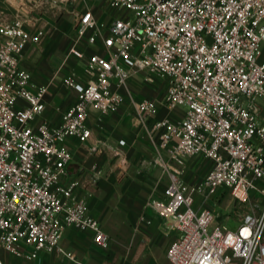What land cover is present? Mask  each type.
I'll use <instances>...</instances> for the list:
<instances>
[{
	"label": "built area",
	"instance_id": "1",
	"mask_svg": "<svg viewBox=\"0 0 264 264\" xmlns=\"http://www.w3.org/2000/svg\"><path fill=\"white\" fill-rule=\"evenodd\" d=\"M108 7L104 20L92 7L76 13L79 36L101 40L104 53L89 56L87 82L74 73L64 79L77 100L58 125L33 123L46 109L49 87L36 85L20 65L25 47L45 30L0 17V264L5 253L30 259L41 251L63 253L69 226L109 247V234L76 191L79 182L63 181L73 160L67 140L87 142L91 110L118 111L121 88L140 72L167 81L160 100L132 97V104L155 145L152 161L170 173L166 198L149 202L179 230L169 259L264 264V0H109ZM161 106L169 114L150 122ZM193 157L208 160L210 169L189 182L182 175ZM102 174L95 166V179ZM224 190L239 201L251 192L262 199L235 229L216 222V210L204 205Z\"/></svg>",
	"mask_w": 264,
	"mask_h": 264
},
{
	"label": "crops",
	"instance_id": "2",
	"mask_svg": "<svg viewBox=\"0 0 264 264\" xmlns=\"http://www.w3.org/2000/svg\"><path fill=\"white\" fill-rule=\"evenodd\" d=\"M108 2L0 0L1 18L7 21L21 18L27 29L45 30L39 42L25 47L20 62L22 68L33 73L36 85L49 87L45 95L46 109L34 124L47 120L51 125H58L62 112L76 102L75 89L64 83L69 74H76L84 83L90 80L86 62L91 54L104 53V45L101 40L89 43V33L79 36L76 13L92 7L95 15L104 20L110 16ZM73 48L82 51L83 57L74 55ZM166 88L165 79L147 80L145 72L133 75L128 87L121 88L125 101L118 111L100 114L95 108L91 110L88 122L92 135L87 142L81 144L74 137L67 140L73 160L67 166L63 181L79 182L76 191L87 199L90 214L100 220L109 234V247L101 248L91 231L69 226L61 240L63 253L41 251L34 259L5 253L6 264H174L168 250L178 238L179 230L170 218L159 215L149 206L152 199L166 198L164 190L170 182V173L152 161L155 145L132 104V97L160 100ZM169 112L161 106L150 122ZM121 140L125 143L121 144ZM206 161L209 170L210 162ZM95 166L103 172L98 179L94 177ZM199 168L197 161L188 160L182 177L196 182L201 179ZM201 202L202 197L198 196L197 209L202 208Z\"/></svg>",
	"mask_w": 264,
	"mask_h": 264
},
{
	"label": "rangeland",
	"instance_id": "3",
	"mask_svg": "<svg viewBox=\"0 0 264 264\" xmlns=\"http://www.w3.org/2000/svg\"><path fill=\"white\" fill-rule=\"evenodd\" d=\"M190 162L197 161L200 166L198 177L203 178L207 173L209 164L203 157H194L189 159ZM262 201L258 192H251L246 201L234 199L229 191H222L219 196L210 198L204 202V205L216 210V222L224 223L230 228H237L240 219L251 211V205Z\"/></svg>",
	"mask_w": 264,
	"mask_h": 264
}]
</instances>
